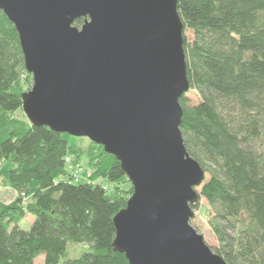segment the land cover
Listing matches in <instances>:
<instances>
[{
    "label": "trees",
    "instance_id": "1",
    "mask_svg": "<svg viewBox=\"0 0 264 264\" xmlns=\"http://www.w3.org/2000/svg\"><path fill=\"white\" fill-rule=\"evenodd\" d=\"M177 10L199 99L180 98V130L206 176L193 210L206 200L212 250L227 264H264V0H178ZM22 73L19 33L0 11V175L18 195L0 203V264H61L72 242L90 250L63 264H130L113 247L114 218L134 193L120 188V162L104 151L89 182L67 180L66 159L83 137L10 120L23 111ZM27 214L35 220L26 231Z\"/></svg>",
    "mask_w": 264,
    "mask_h": 264
},
{
    "label": "water",
    "instance_id": "2",
    "mask_svg": "<svg viewBox=\"0 0 264 264\" xmlns=\"http://www.w3.org/2000/svg\"><path fill=\"white\" fill-rule=\"evenodd\" d=\"M177 5L0 0V11L33 76L22 94L31 125L104 147L132 185L113 222L116 251L130 264H227L191 225L206 176L180 130L191 88Z\"/></svg>",
    "mask_w": 264,
    "mask_h": 264
},
{
    "label": "rangeland",
    "instance_id": "3",
    "mask_svg": "<svg viewBox=\"0 0 264 264\" xmlns=\"http://www.w3.org/2000/svg\"><path fill=\"white\" fill-rule=\"evenodd\" d=\"M190 33L188 32V35ZM34 86L33 76L32 74L29 76L27 73H22L20 80L18 82V87L20 90L25 93L30 92ZM187 99H190L192 103H196L199 101L197 98V93L193 90L188 91L185 95ZM11 121L15 122V124H29L30 121L28 117L25 116L24 112H18L11 117H9ZM0 116V123H3ZM104 152L103 147H97L91 140L85 138H79L76 141H73L72 150L67 160H70V164L68 170L71 171L68 176L65 178L74 183L89 182V178L93 174V167L97 164L98 159H101V156ZM1 169V167H0ZM102 184V182H98ZM108 188L109 191H113L114 186L106 185L103 183L102 186ZM131 183L127 179L124 184L120 185V188L124 192L130 193ZM200 192V190H199ZM18 197L17 193L13 192L8 185L3 182V178L0 175V203L1 204H11ZM132 196L126 194V198L130 199ZM207 202L205 199H202L199 208L195 210V217L193 218L192 226L197 230L203 237L205 242L214 249L217 247L218 242L216 243L215 237L211 232L208 221H207ZM35 217L31 214H27L26 218L20 221L19 227L23 230H30L32 223L34 222ZM67 253L64 259H62L63 264L65 261L73 260L75 258H79L83 252H87L90 250L89 246L85 243L77 244V243H68L67 245ZM44 258L39 257L37 260V264H44Z\"/></svg>",
    "mask_w": 264,
    "mask_h": 264
},
{
    "label": "built area",
    "instance_id": "4",
    "mask_svg": "<svg viewBox=\"0 0 264 264\" xmlns=\"http://www.w3.org/2000/svg\"><path fill=\"white\" fill-rule=\"evenodd\" d=\"M66 160H67V159H66ZM67 165H68V167H69V165H71L69 159L67 160Z\"/></svg>",
    "mask_w": 264,
    "mask_h": 264
}]
</instances>
